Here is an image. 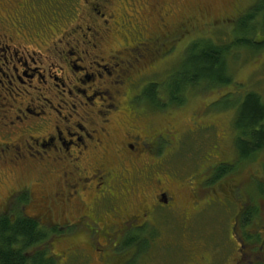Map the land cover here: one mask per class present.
I'll use <instances>...</instances> for the list:
<instances>
[{"label": "flooded vegetation", "instance_id": "af4514ba", "mask_svg": "<svg viewBox=\"0 0 264 264\" xmlns=\"http://www.w3.org/2000/svg\"><path fill=\"white\" fill-rule=\"evenodd\" d=\"M59 1L0 3V134L11 136L0 140V169L30 172L32 166L50 178L37 185L39 195L28 185L0 202V220H30L46 240L48 250H28L25 257L43 255L52 264H148L147 247L164 241L162 227L220 225L211 214L219 210L227 217L224 250L186 234L183 245L173 238L163 244L174 254L166 261L264 264V164L254 171L250 160L243 161L236 133L226 140L230 155L217 137L206 152L196 149L214 124L186 123L179 132L170 115L185 105L162 111L156 104L161 89L154 101L148 98L150 85H162L151 80L159 71L158 50L164 40L176 42L177 34L165 37L161 24L157 34L143 18L123 35L114 12L92 8L89 0ZM84 6L105 25H88L93 15L85 12L62 30L54 26L61 36L48 45L33 48L22 35L26 30L33 38L45 21L63 26ZM110 20L114 27L107 26ZM53 241L64 243V251L51 249Z\"/></svg>", "mask_w": 264, "mask_h": 264}, {"label": "rangeland", "instance_id": "374dc122", "mask_svg": "<svg viewBox=\"0 0 264 264\" xmlns=\"http://www.w3.org/2000/svg\"><path fill=\"white\" fill-rule=\"evenodd\" d=\"M89 1H92V8H96L95 5L97 4L98 7H100V9L103 8L107 14L114 12L116 16L114 21L119 24V26H115V28L116 30L122 32L123 35H129L128 30L132 29L130 27L134 26L135 22L139 23L143 18L150 21L152 29H155L157 34L158 32L160 33V29H164L160 26V24L167 26V31H161V34L165 37L169 36L171 39L173 35L177 34L178 40L176 42L167 43L164 40V46L166 47H162L161 50H158V54H160L156 62V69L158 70L159 67L160 69L157 75L151 77V80H157L163 85L167 82L170 83L172 76L184 64V61L188 56V49L195 42L198 44L199 48L207 47L208 45L211 46L213 43L215 44L217 42L228 43V39L231 38H233L234 41L237 38H252L259 43L254 49H249L247 46L242 45L239 50L235 49L229 55V67L233 73L234 81L235 79L237 80V82L235 81L236 83L232 85L233 87L231 86L230 88L215 90L210 93H198L200 91L189 93V97L187 96L186 103L184 104L185 106L183 105V108L180 107L181 110L173 109L172 111L174 112H171L170 115V122L176 126L177 129H180H178L179 132H183L185 130L183 128L186 126V123L193 125V122L207 121V123L210 122L211 124H214L212 130L206 131L205 135L202 134V136L197 140L199 145L196 149L200 151L204 149L206 152V148H209V143L214 141L213 137H217V140H219V148L222 153H228V155L232 154V149H230L232 147L229 143L227 144L226 140L230 138L232 133H236L237 142L235 141L234 143H236V147L238 148L240 132L236 127L234 119L237 116V112L239 111L244 98L247 94L255 92L260 94L264 101V43H262L264 40V33L261 30L255 32L250 31L253 24H251L249 30L244 27L245 17L248 15L251 8L257 5L259 0ZM62 2H64V0H60L58 4H61ZM0 3H2V0H0ZM54 7L55 6L52 8ZM0 8L2 9V6H0ZM63 9L66 10L65 8ZM85 12L93 15L91 18L87 17V19H89L87 23L88 25H95L94 27L96 29L105 25L102 17H98V15L95 14V11H92L91 7L87 8L84 6L82 12L77 13L76 15L68 16L66 24L63 26L61 22L52 23L45 21L43 22L45 26L44 30L42 28L40 30H35L36 33L35 36L33 35V38L28 35L26 30H22V35L26 37L27 40L34 42L33 48H38L37 46H41L43 43L48 45L53 41H57V39L61 36L60 33L55 30V27L57 29L61 28L60 30H62L65 25H70L67 23H70L72 20H76L78 14L79 18L86 17ZM2 15L4 14L2 13ZM47 15L50 16L49 13H47ZM260 16L259 20H256L261 23L263 21V13H261ZM12 17H14V14L11 15V19ZM161 18L163 19L161 20ZM82 24L86 25L85 22ZM37 25L41 26L39 22ZM107 26L109 28L114 27V22L110 20V23H108ZM47 29L52 31H47ZM116 36L117 35L115 34L113 35V37H115L113 39L114 41L118 40ZM161 54L162 57L160 58ZM163 90L164 95H166V87ZM206 105L208 106V109L206 108ZM157 120L160 121L162 118ZM162 123L165 124V120H162ZM32 125L34 126L36 123ZM229 126L232 129L234 128V130L230 131L228 129ZM23 129L24 126L18 127L19 131H22ZM7 131L8 130H6V132L3 131L2 135L0 134V140L5 143L10 142L11 137L7 134ZM206 136H208L207 138H212V140L207 141ZM16 138L17 137L14 139ZM188 146L192 147L193 145L188 144ZM1 148L4 147H0V149ZM191 149L192 148H189V151ZM189 153L192 154V151ZM252 161L254 162L251 168L254 171L258 168L260 169L261 164H264V151L250 160L251 163ZM246 163L247 162H244V165ZM21 169L22 166L18 171H13V168L7 167L0 169V202H4L10 194L16 192L21 187L28 185L33 187H36L37 185L41 186L40 183L46 179L43 172L37 170L36 168L32 169V166L28 167V171L30 172H27L26 170L21 171ZM249 170L250 166L243 168L241 174L242 179L247 178ZM46 180H50V178ZM39 186L33 189V192L38 195L41 191V187ZM36 197L39 198V196ZM211 214L217 216V219L221 220L220 225L218 222H216L215 225H212V221H210V224L206 223L204 225H194L188 229L183 226H171L169 230H167L166 227H162V239L164 241H159L157 242L158 244L156 243V245L151 246L149 250L150 254H146L145 257L147 263L174 264L173 262L169 263L166 261L171 254H174L173 252H169L163 244H167V241L173 238V240H176L180 245H183V236L186 234H190V238L193 239L192 241H195L196 243H203L207 248H210L213 245V249L220 246L221 249L224 250V239L225 236L228 235L227 226L225 225L227 217L218 216V214H221L219 210L214 211ZM64 247V243L53 241L52 247L50 248L60 253L64 251ZM178 252L180 253L181 251Z\"/></svg>", "mask_w": 264, "mask_h": 264}, {"label": "trees", "instance_id": "16d2710c", "mask_svg": "<svg viewBox=\"0 0 264 264\" xmlns=\"http://www.w3.org/2000/svg\"><path fill=\"white\" fill-rule=\"evenodd\" d=\"M259 13H263L261 23L256 20L261 17ZM251 24L253 25L250 31L261 30L264 33V0H259L245 17L244 27L249 30ZM228 40V43L217 42L203 48H199L196 42L191 47L189 46L184 64L172 76L170 83L167 82L164 85L161 83V87L155 83L150 85L148 98L154 101L155 91L161 89V99H157L156 104L162 108V111H168L173 107L184 105L189 93L197 91H200L198 93H210L230 88L237 80L234 81L229 67V55L233 50H239L242 45L254 49L259 43L252 38ZM165 87L166 95L163 90ZM234 121L240 132L239 145H237L242 159L243 161L251 160L264 151V101L262 96L255 92L247 94ZM45 243L46 240L38 236L36 225L32 221L19 218L16 223L11 224L7 217L0 220V264H52L46 262L43 255L37 254L33 259H28L24 255L28 250L37 248L48 250ZM149 248L147 247L148 252Z\"/></svg>", "mask_w": 264, "mask_h": 264}]
</instances>
